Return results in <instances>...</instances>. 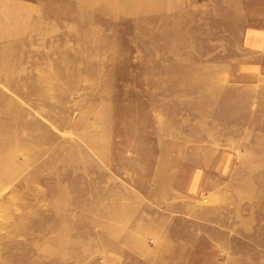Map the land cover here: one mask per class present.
<instances>
[{
  "label": "rangeland",
  "instance_id": "1",
  "mask_svg": "<svg viewBox=\"0 0 264 264\" xmlns=\"http://www.w3.org/2000/svg\"><path fill=\"white\" fill-rule=\"evenodd\" d=\"M157 1L0 0V264H264V0Z\"/></svg>",
  "mask_w": 264,
  "mask_h": 264
},
{
  "label": "crops",
  "instance_id": "2",
  "mask_svg": "<svg viewBox=\"0 0 264 264\" xmlns=\"http://www.w3.org/2000/svg\"><path fill=\"white\" fill-rule=\"evenodd\" d=\"M241 35L240 54L235 59V80L247 85L246 88L253 87L254 96L264 104V97L256 89L264 85V28L245 27Z\"/></svg>",
  "mask_w": 264,
  "mask_h": 264
},
{
  "label": "bare ground",
  "instance_id": "3",
  "mask_svg": "<svg viewBox=\"0 0 264 264\" xmlns=\"http://www.w3.org/2000/svg\"><path fill=\"white\" fill-rule=\"evenodd\" d=\"M97 1H100L102 3V6L105 7V8H108V10H110L111 12L114 11V10L115 11H118V12H121V11L124 12V11L127 10L126 7L120 6L119 4L116 5L114 3L115 0H87L88 6L94 7V5L96 4ZM125 1L127 2L126 3L127 7H130L132 10H135V9H138L139 10L140 9L141 11H143V8L141 6H138L139 8L135 6V5H139V2L140 1L138 3H135V5H134V1L135 0H125ZM82 2H83V0H75V3L78 4V5H79V3L81 4ZM150 2H153V3L156 2V3H158L157 4L158 6L161 5V2H159L157 0H150ZM163 4H165V3H163ZM159 7H161V6H159ZM166 8H169V7L166 6ZM52 14H54L55 18H58V15L56 14V12H54ZM29 17L30 16H28V19H27V25L29 26L30 31L31 30L32 31L33 30L34 31H38L39 32L38 37L39 38L40 37L41 38H43V37L45 38V36L48 34V29L51 28V25L48 26V29L42 30V27H40V23L37 22V21H35V22L33 21L32 22V19H30ZM25 21H26V19H25ZM32 41H33V37L31 35H28L27 42H32ZM4 133H0V141L1 142H5L8 139V135L7 134H4ZM10 152L12 154L18 155L20 153V150L18 148H15V149H11Z\"/></svg>",
  "mask_w": 264,
  "mask_h": 264
}]
</instances>
